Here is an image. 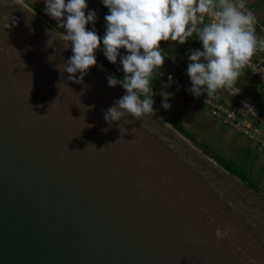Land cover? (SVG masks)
Wrapping results in <instances>:
<instances>
[{
  "label": "water",
  "instance_id": "95a60500",
  "mask_svg": "<svg viewBox=\"0 0 264 264\" xmlns=\"http://www.w3.org/2000/svg\"><path fill=\"white\" fill-rule=\"evenodd\" d=\"M61 33L0 0V264H264V193L154 111L105 121L126 90L69 79Z\"/></svg>",
  "mask_w": 264,
  "mask_h": 264
},
{
  "label": "clouds",
  "instance_id": "9594fccd",
  "mask_svg": "<svg viewBox=\"0 0 264 264\" xmlns=\"http://www.w3.org/2000/svg\"><path fill=\"white\" fill-rule=\"evenodd\" d=\"M108 9L105 34L100 37L94 27L96 13L89 10L86 0H44V11L64 28L61 40L71 42V55L59 67L69 79L79 83L91 66L96 65L95 50L103 44V54L111 63L122 65L124 76L107 77L110 87L121 84L125 94L104 112L107 122L120 121L128 114L139 119L153 113L156 94L150 87L155 69L165 60L160 42L178 41L184 44L195 34L201 48L190 50L187 74L188 89L194 96L215 95L219 89L233 86L258 51H264V38L256 35V14L245 0H102ZM123 48L126 54L120 55ZM142 50V51H141ZM79 72L75 79L72 74ZM171 80V76H169ZM161 106L169 109V97L161 91ZM143 97V98H141ZM132 122V121H131ZM91 127V125H88ZM105 129L104 131H106ZM119 139V138H118ZM229 229L215 230L217 240H223Z\"/></svg>",
  "mask_w": 264,
  "mask_h": 264
},
{
  "label": "crops",
  "instance_id": "0c3cea01",
  "mask_svg": "<svg viewBox=\"0 0 264 264\" xmlns=\"http://www.w3.org/2000/svg\"><path fill=\"white\" fill-rule=\"evenodd\" d=\"M22 1H24L26 4H31L32 6L37 7L39 9V14L43 15L45 18H50L55 24H57L54 19H52L45 13L44 0ZM86 3L88 7L85 9V15H87V12L89 10L95 11L97 17L95 23L101 29L105 30L106 23L104 17L106 14H108V9L103 5L102 0H86ZM245 4L248 9L252 10L256 14L257 21L260 24L255 25L256 35L260 38H264V32L261 31V28H264V0H248L247 2H245ZM101 46L102 49L99 53L103 54L102 43ZM160 47L163 50L161 54L165 57L164 63L161 67L165 69H169L171 67V59L177 60L180 64L184 65L187 68L189 63L188 56L190 55V50L196 48H201L202 50V44L195 36V34H193L192 37L186 40L184 44H179L178 41L162 40L160 42ZM260 52L264 58V51ZM112 64L113 68L117 70L116 72L121 71V73H123L122 65L119 62V55L117 57V62ZM233 86L236 88L238 95L242 99L247 101L254 109L258 110L259 113L264 117V90L254 78L250 77L247 74L245 68L241 70V75ZM150 87H152L153 91L156 93L152 97V99L154 100L153 108L159 110L160 114L164 113L168 115L171 119H173L177 124H179L187 131H189V128L191 129V127H201V129H204V131L207 133L206 137L211 142V145L217 144L218 141H220L221 144L226 143V146L224 145L226 148L224 150L226 152L233 149L234 147L232 145V142H236L237 147H239V149L236 148V150L239 152L237 158L230 156L227 157L225 155L224 156L236 161H244V164L247 167L248 174L249 168L245 158H247L249 154L260 157L264 156V147L259 146L255 141H251L245 138L237 131L232 130L231 128L220 123L215 118H212L204 107H201L199 108V110L191 113L183 112L185 97L182 93L170 87L158 73L153 72ZM227 89L228 87L219 89L218 92L212 97L226 103H234V98L228 93ZM161 91L174 94L169 97V103L171 104V107L169 109H164L161 106V102L163 99V97L160 95ZM189 132L194 135L192 131ZM214 150L220 152L217 149ZM262 158L264 160V157Z\"/></svg>",
  "mask_w": 264,
  "mask_h": 264
},
{
  "label": "built area",
  "instance_id": "2783aa9c",
  "mask_svg": "<svg viewBox=\"0 0 264 264\" xmlns=\"http://www.w3.org/2000/svg\"><path fill=\"white\" fill-rule=\"evenodd\" d=\"M65 3H67V0H65ZM93 27L96 33L103 37L105 30L101 29L95 22L94 24L86 25L88 30L93 29ZM261 31L264 32V28H261ZM101 49L102 46L100 45L95 52H101ZM119 53L124 55L126 50L121 48ZM170 64L171 67L169 69L160 67L155 69L154 73L161 75L170 87L183 94L185 97L183 112L191 113L204 107L212 118L237 131L245 138L255 141L259 146L264 147V117L238 95L234 86L227 89L228 93L234 98V103L232 104L207 96L206 93L194 96L188 91L191 87V81L186 71L187 68L175 59H171ZM244 68L247 74L254 78L264 90V58L261 52L255 53ZM169 76H171V80H169Z\"/></svg>",
  "mask_w": 264,
  "mask_h": 264
},
{
  "label": "trees",
  "instance_id": "16d2710c",
  "mask_svg": "<svg viewBox=\"0 0 264 264\" xmlns=\"http://www.w3.org/2000/svg\"><path fill=\"white\" fill-rule=\"evenodd\" d=\"M28 6H30L35 12L39 13V9L35 6H32L31 4H27ZM52 25H54L56 28L57 24H55L50 18H46ZM61 32H64L65 30L62 28H58ZM95 57L97 62H99L100 64H102L107 70H109L110 72L114 73L115 70L113 68V64L111 62H109L108 60H105V56H103V54H100L99 52H95ZM113 69V70H111ZM247 72V71H246ZM118 73V72H117ZM119 74V73H118ZM124 76V73L120 74V78L122 79ZM143 98V97H141ZM161 117L164 121H166L168 124H170L175 130H177L179 133H181L182 135H184L187 139L195 141L196 138L195 136L190 133L189 131H187L186 129H184L183 127H181L179 124H177L173 119H171L168 115L161 113ZM200 146H202L203 148L206 149V154L213 159V161L219 165L221 168H223L224 170H226L227 172H229L230 174L234 175L235 177H237L239 180L245 182L246 184H248L249 186L261 191L262 193H264L263 190L258 189V187L252 182V180L249 178V174L247 173V167L244 164V161H236L234 159H230L225 157L224 155H222L220 152L209 148L205 143L199 141L198 143Z\"/></svg>",
  "mask_w": 264,
  "mask_h": 264
},
{
  "label": "rangeland",
  "instance_id": "374dc122",
  "mask_svg": "<svg viewBox=\"0 0 264 264\" xmlns=\"http://www.w3.org/2000/svg\"><path fill=\"white\" fill-rule=\"evenodd\" d=\"M248 0H246L245 2H247ZM258 25H260L257 21ZM101 54V53H100ZM100 64V63H99ZM102 65V64H100ZM113 70V69H111ZM112 73V72H111ZM119 73V74H118ZM118 73L115 71L114 73H112L117 79L120 78V74H121V71H118ZM154 112L157 113L160 117H161V114L159 113V110H157L156 108H153ZM162 118V117H161ZM170 125V124H169ZM171 126V125H170ZM172 127V126H171ZM177 131V130H176ZM189 131H192L194 133V135L196 136V140L195 141H192V140H189L187 139L184 135H182L181 133H178L180 135H182L184 138H186L190 143H192L197 149H199L203 154H205L207 157H209L207 154H206V149L203 148L202 146H200L198 143L199 141L205 143L209 148H213V149H217L220 151V153H222L223 155L227 156V157H235L237 158V156L239 155V152L236 150L239 149V147H237L236 145V142H232V145H233V149H231L230 151H225L224 149L225 146H226V143L224 144H221L220 141H218L217 144L215 145H211V142L207 139L206 137V132L204 131V129H201V127H194L191 129L189 128ZM225 145V146H224ZM219 146V148H218ZM232 147V146H231ZM264 156H253V155H250L245 158L247 164H248V168H249V178L252 180V182L258 187V189H261L264 191V160L263 158ZM210 158V157H209ZM212 159V158H211ZM213 160V159H212Z\"/></svg>",
  "mask_w": 264,
  "mask_h": 264
}]
</instances>
